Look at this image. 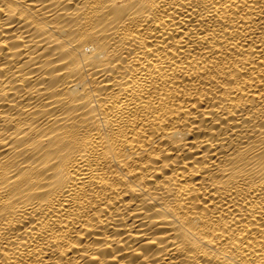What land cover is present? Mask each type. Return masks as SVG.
I'll return each instance as SVG.
<instances>
[{"label":"bare ground","instance_id":"bare-ground-1","mask_svg":"<svg viewBox=\"0 0 264 264\" xmlns=\"http://www.w3.org/2000/svg\"><path fill=\"white\" fill-rule=\"evenodd\" d=\"M0 264H264V0H0Z\"/></svg>","mask_w":264,"mask_h":264}]
</instances>
